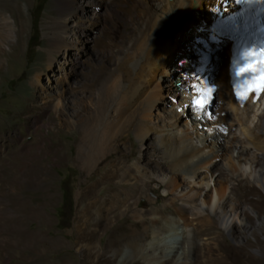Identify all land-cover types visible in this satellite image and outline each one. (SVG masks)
<instances>
[{
	"label": "rangeland",
	"instance_id": "rangeland-1",
	"mask_svg": "<svg viewBox=\"0 0 264 264\" xmlns=\"http://www.w3.org/2000/svg\"><path fill=\"white\" fill-rule=\"evenodd\" d=\"M164 9L165 5L159 0H0L1 19L6 18L12 30H18V26L21 29L18 39L14 35L0 39V264H31L29 260L33 258L36 259L33 264H81L79 228L88 220L85 215L89 203L106 194L107 187L101 189L100 186L106 183L102 177L106 176V164L111 163L113 157L129 159L128 165L137 166L143 180L154 179L151 184L154 193L138 204L141 213L151 211L148 218L159 215V209L168 208L179 193L184 196L192 189L197 193L203 187L199 180H190L181 173L175 179L178 190L174 196L166 197L169 189L164 182H168L172 174L159 148V133L153 131L143 140L139 119L133 117L128 124L122 118L128 115L132 94L145 71L140 67L143 63L137 61L143 56V42L139 37L142 26L153 24L160 15L164 17ZM203 10L210 15L206 3ZM194 24L190 26V33L180 38L174 34L168 41L164 66L156 79L158 104L150 111L146 107L148 110L139 109L140 113L147 114L155 128L171 127L169 123L174 121L175 111L184 112L182 91L188 87L196 70L201 71L206 63L217 71L222 69L225 53L214 44L208 46L206 41L211 36L197 33L194 28L198 25ZM2 31L0 27V34ZM208 47L213 50L206 49ZM221 79L226 82L227 77L219 74L216 82ZM211 107V115L218 110L226 111L219 97L214 98ZM186 114H182L184 117L179 119L177 129L172 131L181 135L186 130L182 123L189 124V121L192 132L188 133L196 142L197 124L205 127L203 137L213 136L206 120L199 122L192 112ZM213 117L219 119L218 115ZM37 118L43 122L39 131L36 130ZM223 119L227 133L225 137L217 136L220 143L213 152L219 159L217 176L220 177L229 173L225 166L232 144L241 147L233 140L235 136L241 137L239 122L224 116ZM254 122H258L257 117ZM88 124L103 132L107 141L111 140L107 142L108 153L111 154L112 147L122 152L107 157L102 153V159L89 167L80 161V132ZM229 124L233 126L230 128ZM25 146H32L33 150L25 151ZM249 149L247 161L259 158L264 167V154ZM31 153H34V161ZM238 155L236 153L235 157ZM27 162H31L36 174L22 170ZM244 165L241 172H250ZM164 174L168 178L163 182ZM231 184L244 190L240 197L244 201L242 219L246 215L253 219V222L245 219L249 228L244 229L238 222L230 234L222 227L216 205L212 211L202 198L192 205L178 200L183 197H177L178 208H186L189 225L178 212L168 214L172 227L167 228L164 243L180 252L176 264H194L195 245L207 256L225 258L226 254L233 255L238 250L243 256L238 263H245L250 256L253 264H264V219H258L264 214V205L257 193H251L240 182L231 181ZM215 185L211 182L208 190H214ZM90 189L99 191L94 199L87 195ZM63 190L73 200V211L68 210ZM209 195L217 196V193L210 191ZM228 204L229 207L230 202ZM199 217L211 219L223 236L217 241L212 240L214 236L197 238ZM120 222L134 224L131 219ZM28 234L31 239L23 237ZM155 239L152 235L145 241L154 244ZM106 243L107 237H101L99 245ZM88 245L87 242L85 246ZM144 264L158 262L144 261Z\"/></svg>",
	"mask_w": 264,
	"mask_h": 264
},
{
	"label": "bare ground",
	"instance_id": "bare-ground-1",
	"mask_svg": "<svg viewBox=\"0 0 264 264\" xmlns=\"http://www.w3.org/2000/svg\"><path fill=\"white\" fill-rule=\"evenodd\" d=\"M159 1L165 5V9L163 10L162 14L166 15L164 17H162L163 15L156 17L155 21H153L154 23L151 25L147 24L142 26V32L140 33L141 35H139V37L143 42V56L138 57L137 61L139 60L141 63H143V65L140 67L145 68V71L144 75H141V84L138 83L139 86L137 87L138 84L136 83V87H132H135V91L132 94L130 106L127 108L122 105L124 109H128V115L126 118L123 116L122 118L123 121L126 119V123H128L133 117L139 119L143 140L153 131L155 133H159V148L163 151L164 159L167 165L168 163L171 164L169 167L166 165V168L170 171L172 177L169 178L168 182H164V180L168 178V176H165L164 174L163 179V182L166 183V187L169 189V195L166 197L172 196L173 193L178 190L179 187L177 188L175 179L181 173L187 175L188 179L190 180H199L201 186L203 187L199 188L200 192L198 191L197 193L194 189L184 196H179L181 195L179 193V195L176 196L174 200H172L171 205L168 208L159 209V215L155 216L154 218H148L147 215H149L151 211L141 213L138 210V204L144 199L145 196L148 198L154 193V190L151 188V184L154 183V179L151 178L146 181L145 179L143 180V175L139 171V168H137V166L134 167L132 165H128L129 159L121 158L122 160H120L118 157L115 158L111 156L113 157L111 163L109 162L110 164H106V176L102 177L106 183L100 186L101 189L107 187L105 192L106 194L103 197L97 196L98 201L95 200L94 202L89 203L85 215L88 220L83 224V226H81V228H79V237L77 238L78 247L80 248V253L82 256L81 264H144V261H157L158 264H176L177 260L181 257L180 252L171 245L164 243V236L166 235L167 228L169 229L172 227V224L168 218V214L172 211L178 212V214L181 216V219L187 222L189 225V217L186 213V208H178V201H176L177 197H183L179 198L178 200L185 201L186 203L192 205H196L197 200L202 198L204 199V205H207L212 211L216 205V213L222 220V227H224L226 231H229L230 234H232L238 222L244 229L249 228L248 226L250 225L247 220H245L246 218L253 222V219L248 215L245 216V219H242L244 201H242L240 197L242 194H244V190L237 186L234 187L233 184H231V181L240 182V185L246 187L248 191H251V193H257L259 196L258 200H260V203L264 205V167L261 165L259 158H254L251 162L247 161L246 159L247 155L250 153L249 148H254L256 151L264 154V93L256 100H254V97H250L244 103V105H242L236 99L230 87L228 69L231 58L232 41L227 37L217 34L212 29V24L215 21L216 16L220 14L224 16L230 10L228 3L229 1ZM205 3L210 9V15H206V12L203 10V5ZM221 5L223 6L222 10ZM1 16L2 14L0 12V22L2 21V25H0V27L3 30V33L0 34V39L6 40L11 35H14L16 39H18L21 33L20 27H17L18 30H12L11 27H9L10 25L7 23V19H1ZM192 23H195L199 26V28L198 26L194 28L196 29L197 33H208L211 36V39L206 41L207 45L212 46V44H214L215 47L223 51L225 53L224 63H226V65L223 63L224 66L222 65V69L220 71L209 67L207 63L206 65L202 64V70H196V72L193 73V78L189 81L187 80L188 87L183 88V102L181 104V109L184 110V112L182 114H186V112H192V114L197 118V120L193 118L196 121L201 122L202 119L206 120V122L209 124L208 130L213 135L211 138L203 137V130L205 127H200L197 124V127L194 129L197 142L194 140V137H190L192 135L188 133L191 131V123L188 121L187 117L186 120L189 124L185 122L182 123L186 130H183L181 135L180 133L177 134L175 131H172V129H177V123H179V119L184 117L182 114H180L179 110L175 111L176 115L174 117V121L171 124L169 123L171 127L167 128L165 126L163 129L155 128L154 125L149 123L148 117L146 116L147 114L139 112V109H143V107L149 108V110L146 108L145 109L150 111L153 109V106L158 104L159 96L157 97L158 86L156 79L160 74L159 72H161L160 70H162L164 66L163 64L166 58L165 56L166 50L168 48V41L174 36V34L180 38L182 34L190 33V26ZM206 49L210 48L208 47ZM1 54L2 50L0 49V55ZM200 57L202 58V56ZM193 66L195 67V65ZM219 74L225 75L227 77L226 82L222 81V79L217 80L216 82V77ZM209 84H213L217 88L214 98L219 97L221 99V105H224V111L226 110L224 113L223 111L219 110L218 112H214L216 116L218 115L219 119L214 118L213 116L215 115H211L212 104L205 107L203 110L200 108H194L190 105V100L195 95L196 91L202 88L204 85ZM132 90L133 89H131V91ZM119 107L121 106L119 105ZM250 112H252V115H250ZM137 114L140 118L137 116ZM223 116L225 118L228 117L231 120L239 122L241 137L235 136L233 140L240 143L241 147H238L235 145V143L232 144L231 148L228 150L230 157L225 166L229 173L228 175L220 177L217 176L219 170V165L217 162L219 159L216 154L214 157L213 152L215 148H217L218 143H220L217 136L221 135L222 137H225L227 133V128H225L226 120L223 119ZM256 117L258 122H254ZM118 123L119 125L123 124V122ZM42 125L43 122L40 120V118H37L36 130L39 131ZM109 125L111 124L109 123ZM232 126L233 125L229 124L230 128ZM129 127L130 125L128 128ZM117 132H119V130ZM102 134L96 130L92 124L89 125L84 131L80 132V138L78 142V159L84 162L85 165L87 164L88 167L93 166L97 161L101 160L103 155L102 153H105V156L107 157L112 154L118 155L120 152L117 150L116 152L112 147L111 154L108 153L107 149L109 147L107 142L109 140L107 141V139L103 137L104 134ZM106 134L108 135V133ZM15 150H17V148H15ZM24 150L31 152L33 149L32 146H25ZM236 153L239 154L237 158L235 157ZM33 154L34 153L30 154L31 158L33 157ZM242 164H245L244 166L250 168V172H241ZM14 167H18V165H15ZM33 167L34 166L31 164V162L29 164L27 162L22 166V170L25 173L28 172L31 174H36L37 171L34 170ZM211 182H215L216 184L214 190H208V185L211 184ZM206 184L207 187H205ZM210 191L217 193V196L209 195ZM97 192L99 191H96V189H90L87 192V195L89 198L94 199ZM192 194H195V196H192ZM229 202L230 206L228 207ZM148 203L151 206L152 201L149 200ZM252 205L255 206L256 204L252 203ZM200 218L201 217H199L200 222L198 224L200 228H196L198 230L195 233L197 238L200 239L204 236L210 238L214 236L212 240L217 241L218 238L223 236L217 232L218 228L214 225L215 223L212 224L211 219L206 220ZM126 219L133 220L134 224L119 223V220L124 222ZM258 219H264V214L259 216ZM152 235L156 237L155 243L149 244L145 240L150 238ZM23 237L31 239L29 234L26 236L23 235ZM101 237H107V243L102 247L99 245V240ZM87 242L89 245L85 246ZM186 242L189 243V241ZM242 257L243 256L241 255V252L238 250H236L233 255L229 253L226 254L225 258H223V256L221 258V256L214 257L211 255H205L196 245L194 249V264H240L238 263V260ZM246 258L247 260H245L246 262L243 264H253V259H251L250 256H247ZM34 262H36L35 258L29 260V263L31 264Z\"/></svg>",
	"mask_w": 264,
	"mask_h": 264
},
{
	"label": "snow or ice",
	"instance_id": "snow-or-ice-1",
	"mask_svg": "<svg viewBox=\"0 0 264 264\" xmlns=\"http://www.w3.org/2000/svg\"><path fill=\"white\" fill-rule=\"evenodd\" d=\"M254 91H260V90H264V76L261 77V81H260V84L257 88L255 89H252ZM212 90L211 89H208V92H211ZM195 103L199 106V108L201 110H203L206 106V104L208 103V101H203L202 100H196Z\"/></svg>",
	"mask_w": 264,
	"mask_h": 264
},
{
	"label": "trees",
	"instance_id": "trees-1",
	"mask_svg": "<svg viewBox=\"0 0 264 264\" xmlns=\"http://www.w3.org/2000/svg\"><path fill=\"white\" fill-rule=\"evenodd\" d=\"M36 24H37V19H36V17L34 18V28H35V32H36ZM64 191V195H63V199H64V201L67 199V207H68V210L69 211H73V200L71 199H69L68 198V196L66 195V191L65 190H63ZM64 210H65V208H64ZM64 215V214H63ZM60 224V223H59ZM61 228H63V227H61Z\"/></svg>",
	"mask_w": 264,
	"mask_h": 264
}]
</instances>
